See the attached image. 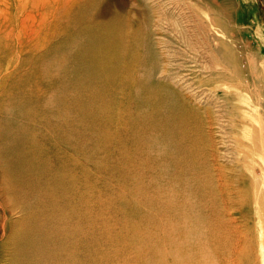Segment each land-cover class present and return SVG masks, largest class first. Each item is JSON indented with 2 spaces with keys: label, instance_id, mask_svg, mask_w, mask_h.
<instances>
[{
  "label": "rangeland",
  "instance_id": "1",
  "mask_svg": "<svg viewBox=\"0 0 264 264\" xmlns=\"http://www.w3.org/2000/svg\"><path fill=\"white\" fill-rule=\"evenodd\" d=\"M83 6H85L88 33L91 37L87 42V50L90 54H94V50L97 49L102 61L98 76L93 77L94 70L90 66L84 67V70H76L77 72L70 69L65 74L72 70L73 75L66 74V76L63 71L58 70L59 76L66 78L63 84V82H58L59 78H52L46 74L41 75L39 71L33 72L35 57L54 46L60 39L59 35L62 37V29L56 22L61 18L62 20L69 18L68 15L71 12ZM157 26L160 27L159 32L157 29V33L154 34L153 31ZM146 32H152L151 38L155 36L154 39L158 41L159 39L171 40L172 44L181 46L180 51L175 49L166 51L168 45L159 43V48L164 53L167 52L166 55L171 53L167 58L169 63L172 59L184 62L188 57L186 60H189V53L194 52L191 45L196 48L195 53L198 55L192 54L197 58L198 63H196L201 64L200 66L210 65L211 58L215 54L228 51L230 65L233 67L231 70L235 69L237 73H240V80L237 73L235 76L231 73L227 86L230 85L236 91L241 92L243 98L240 99V103L245 99L250 103L251 108L245 110L249 113L250 124L253 127V130L249 131L255 133L257 138H264L263 120L258 117L262 115L264 98L261 97L262 104H260L257 79L253 77L257 73L260 75L261 89H264V0H0V128L2 127L0 129V137H2L0 138V142L2 141L0 158L6 160L4 163L0 160V175H4H2L3 178L0 176L2 180L0 181V264H32L36 260V258L33 259L35 252L32 250L51 256L55 248L65 249L64 245L67 243L62 235L52 237L55 244L53 242L38 247L34 243L37 237L40 240L43 234L50 236L52 232L49 231H54V222L47 231L45 221L40 220L41 217L38 220L37 209H27L29 205H26L30 202L33 206L40 200V196L37 195L39 200L36 196L37 199L33 200L34 197L31 196L33 202L29 201L30 198H27L29 192L24 191L37 188H27L32 185L29 186L30 171L26 166L38 164L42 160H50L51 167L59 169L60 175L62 173L61 181L56 182L55 180L56 184L59 183L58 186L51 182L48 185L52 187L55 185L53 187L57 194L55 208L58 207L59 210L64 205L65 213L60 217L63 225L71 228L72 232L75 231L77 236L83 238L80 242L81 260L79 264H160L165 259L170 264H177L179 255H182L180 258L182 262L188 254L189 246L193 245L189 232L183 229L162 231L166 227L164 223H144L137 219L135 199L130 188L132 183L129 185L130 178H121L119 175L115 165L116 159L112 161V149L104 150L98 144L103 133L108 130H120L124 120L126 124L132 125L127 113H131L133 107L128 109L129 106L122 104L130 99L131 59L134 53L140 48L143 49ZM137 35L140 36L139 46L135 44ZM121 36L124 48L118 56L111 53L114 49L104 52L99 47L105 41H111L112 47H115ZM83 72L85 75L87 73L85 78L87 76L94 78L90 81L92 84L87 86L88 90L93 93L91 87L97 88L95 92H101L108 98L106 103L109 105L106 108L98 106V109L88 112L87 98L79 96V93L78 96L73 93V87L78 89V86L85 87L86 85L85 81L88 78L85 80ZM70 76L75 80L72 81V88L68 87L71 83ZM188 77L192 79V74ZM203 77L212 78V75L205 72ZM76 80H79L78 83L81 81V85L78 83L76 85ZM211 81L212 85L219 87L212 90L209 102L205 105L214 110L215 115H218L216 116L219 119L218 123H214L215 126L212 128L218 139L222 133L221 119L223 117L220 113V103H222L220 100L225 83ZM55 82H58L57 85ZM204 91L209 92L207 89ZM215 98L219 100L216 104L218 106L211 105L210 101H217ZM63 99L71 103L63 105L62 103L66 102ZM58 101L62 103L59 104ZM80 103H83V106ZM106 103L103 102V104ZM129 104L131 105L130 101ZM17 105L19 109L23 107L21 109L23 111L19 110ZM58 105H61L63 109L59 106L57 110ZM80 107L84 108V111ZM119 108L122 114L118 115ZM58 122L62 126H59ZM45 125L47 127H44ZM57 129H60V132ZM125 130L123 127L122 133ZM131 131L133 132L132 128ZM2 133L4 137L1 136ZM120 133H113L118 140L119 136L123 135ZM79 136L84 139L81 140L82 142L78 140L81 139ZM65 137H68L67 141ZM54 138L57 140L54 141ZM131 139L133 140L134 137L132 136ZM121 146L123 150H133L130 139L123 138ZM59 156H63L62 158L66 160ZM6 157L8 160L5 159ZM12 158H15L13 160L17 161L16 164H13ZM255 162H259L258 156L255 157ZM4 164L7 165L4 166ZM5 167H8L6 169L11 172L5 171ZM12 167L16 168L13 170ZM65 169H67L66 173ZM15 170L24 172L21 174ZM72 174L74 175L71 177ZM38 178L36 177L35 181H38L40 186V181L45 180L46 183L50 177L41 179V176H38ZM8 186L17 190L20 196L11 197L12 193ZM56 186L58 188L60 186V191ZM68 189L69 193H67ZM6 191L8 199L4 198ZM258 194L263 200L257 207L254 204L244 206L241 203H233L227 214L222 217V227L215 228H219L218 233L223 234L217 244L210 245L221 258L218 264H264V180L260 184ZM24 196L25 203L21 199ZM21 205L24 206L21 207ZM20 208L21 210H18ZM224 221L226 226L223 225ZM60 233L63 234V229ZM67 241L70 239L67 238ZM196 245L191 247L194 249ZM182 246L184 247L180 254L178 249Z\"/></svg>",
  "mask_w": 264,
  "mask_h": 264
},
{
  "label": "bare ground",
  "instance_id": "2",
  "mask_svg": "<svg viewBox=\"0 0 264 264\" xmlns=\"http://www.w3.org/2000/svg\"><path fill=\"white\" fill-rule=\"evenodd\" d=\"M68 16L70 17H66L64 20H62L61 18L56 22L57 24L59 23L62 29V37H60L59 35V41L51 48L49 47L48 50L40 53L38 56L35 55L36 57L33 61V72L39 71L38 73H42L41 75L46 74L52 78H59L60 81H58L59 79H57V81L63 82V84L66 78L64 79V76L60 77L58 70H60L61 72L63 71L65 74V72L69 71L70 69H74L75 72H77L79 70H82L84 67L90 66L94 70V72H92L93 77L96 78L100 73L102 67V61L99 57V52L97 51V49L94 50V54H90L87 50V42H89L91 37L88 33V19L86 17L85 6L80 9L77 8ZM159 28L160 27L157 26L153 33L156 34L157 29L159 32ZM153 33H145L143 49L140 48L139 51L132 55L131 59L132 91L131 96H129L130 99L122 105L129 106L128 109H130V107H133L132 112L127 113L128 118H131L132 125L126 124V120H124V122L121 123L120 130H108L107 132L103 133L98 144L104 150L112 149V161L116 159L115 165L118 168L117 171L119 175L121 176V178H130L129 185L130 183H132L130 188L135 199V213L137 215V219L140 222L156 224L164 223L166 227L162 231L183 229L191 234L193 245L197 244V247L193 249V245H191L192 247L189 246V252L184 257L182 262L180 260V258H182V255H179V253L181 254V250L184 246L180 247L178 249L179 260H177V264H218L221 258L219 257L218 253H215L216 250L212 249L210 245L217 244L220 241V238L223 236V234L218 233V231H220L219 228L215 229L218 226L222 227V217L227 214L228 209L233 206V203H241L244 204V206H250L251 204H254L257 207V205L263 200L261 198L262 196L258 193L260 184L264 180V138H257L255 133L249 131L250 129L253 130V127L250 124L251 119L249 113L245 110L251 108L250 103L247 102L246 99L245 101L240 103V99L243 98L241 92L239 90L236 91L230 85L227 86V82H230L229 78L231 76V73L233 74V76H235V74L237 73L235 69L231 70V68L233 67L230 65L228 51L225 50L218 55L215 54V56L211 58L212 63L210 65L200 66L201 64H197V58H195V56H193L192 54L195 53L196 48L194 45H191L194 52L189 53V60H186L188 57L185 58L184 62L172 59L169 63L167 61V58L170 57L168 55H170L171 53L166 55L167 52L164 53L159 48V43H166L168 45V49L166 51H169L171 49L180 51L181 46H179V44H172L171 40L166 41L163 39H159L160 41H163L160 42L154 39L155 36L151 38ZM136 38L137 39L135 44L139 46L140 36L137 35ZM99 47L103 49L104 52H109L110 50L114 49V51H112L111 53L115 56H118L122 53V48H124V43H122V36L118 39L115 47H112L111 41H105L102 45H99ZM71 72H67L66 74H72ZM205 72L210 73L212 75V78L205 79L203 77V73ZM64 74L62 73V75ZM190 74H192V79L188 77ZM83 75H85L84 72ZM86 75L83 77L85 78ZM71 76L70 79L72 78ZM237 76L240 80V73H237ZM253 77L257 79V87L259 88V100L260 104H262V98H264V89H261L262 81L260 80V75H258V73L253 75ZM87 78L88 80L85 81ZM87 78H85L84 80L86 82V85H84L82 82L85 87L78 86V89H75L72 86V81H75L73 79L69 80L71 81L70 84L69 81L67 82L69 84L68 87H73L72 91L74 94L77 95L79 93V96H85L87 98L89 103L87 104L86 102V105H88L86 106V109L88 112H91L94 109H98V106L106 108V106L109 105V103H106L108 98H106V96L101 92H95L97 88L90 86L93 90V93L89 91V87L87 88V86L92 84L90 81L94 78H89L88 76ZM211 80H215L216 82H221L223 84L225 83L220 100L222 102L220 103V113L223 117L221 119L222 133H220L221 135L218 139L212 130L213 126H215L214 123H218L219 119L216 118V116L218 115H215L214 110H211L207 105H205L209 102L212 90L219 87L218 85H212L213 82ZM78 81L75 82L76 85ZM57 83L55 82L56 85ZM47 84L50 85V83ZM78 84L81 85V81ZM206 89L209 92H205L204 90ZM73 93H70V95L74 96ZM77 98H75V101L78 102V100H76ZM72 99H74V97ZM215 99L217 101H210L211 105L218 106L216 104L219 102V100L217 98ZM59 101L58 103L61 104L62 102ZM129 101L131 102V105L129 104ZM103 102H105L106 104H103ZM65 103L68 104L69 102L67 103L66 100V102L62 104L64 105ZM263 105H261V107ZM59 106L60 108H62L61 105H58V107H56L57 110ZM199 106H201V108ZM81 107L80 109L83 110L84 108ZM17 108L19 109L18 105ZM262 110V115H259L258 117L262 118L264 124V107ZM119 111L120 112L118 113V115L121 113L120 108ZM259 111H261V109H259ZM59 113L61 114V112ZM24 115L25 114H23V116ZM16 117H18V115ZM20 118H22V116ZM55 122L57 121L55 120ZM47 125H45L44 127H47ZM59 126L62 125L59 123ZM123 127L126 130L122 133ZM131 128L133 129V132L131 131ZM0 129H2V127ZM119 131H121V133ZM62 133L60 135H62ZM113 133H120L123 135L119 136L118 140ZM1 136H3V133ZM132 136L134 137V141L131 139ZM79 137L81 138V136ZM67 138L65 139L66 141ZM123 138L126 140L130 139L132 141L133 150L122 149L123 147L121 146V143ZM55 140L57 139L54 138V141ZM62 140L64 142V139ZM78 140L83 141L84 139L81 138ZM0 143H2V141ZM59 143H61V141ZM68 144H70V142ZM61 146L63 147V144H61ZM65 148L67 147L65 146ZM15 151L17 152V150ZM256 156L259 157L258 163L255 162ZM62 157L60 158L63 159ZM7 158L8 157H6L5 159ZM15 158H12V161H14L13 159ZM0 160H2V158H0ZM4 161L6 162V160H4L3 158L2 162L4 163ZM16 162L14 161L13 164H16ZM49 162L50 160H42V162H38V164H29V166H26L30 171V174L28 175L30 177V179H28L30 181L29 186L32 185V187H26H37L32 191L26 189L24 190L26 192H29V194L27 193V198H30L29 201H32L31 196L34 197L33 200L37 199L35 198V196H40V200L38 197V204L37 202H35L36 204L33 206L30 204V202L26 201V205L30 206H28L27 209H37V214L39 212L38 220L41 217L40 220L43 219V221H45V226L48 227L47 231L50 230L51 223L54 222L55 225H53L54 231H49L52 232V234L54 233L55 235L51 234L49 236L47 232V236L43 234L45 237H40V233V240L37 237L34 243L38 247H40V245L42 246V244L47 245L53 242L55 244V241L52 237L56 235H62V238L66 241L67 244L64 245L65 249L62 247H58L62 249L55 248L54 251L51 252V256H46V253L42 254L43 252H36L37 250H32L33 252H35H32L35 255L33 259L36 258V260L32 264H79L81 260L80 242L83 238L77 236L75 231L72 232L71 228L64 226L62 221L60 220L61 215L65 213L64 205L59 209L60 211L57 209L58 207L55 208L54 204H57V194H55L56 191L53 188L55 187V185H53L52 187L48 184L50 182L52 184H56L57 180L61 181L60 178L62 173L60 175V170L56 169L55 167H51V163ZM223 162H227L228 164H224ZM59 163L61 162L59 161ZM71 163L73 162L71 161ZM56 164L58 165V163ZM6 165L4 164V166ZM21 166L22 165L20 164V167ZM66 166L62 167L66 168ZM1 167L4 168L3 166ZM62 167L59 168L62 169ZM6 168L8 169V167H5V171H8ZM13 168L16 167H12V169ZM67 169L64 170L65 173ZM8 172H11V170ZM13 173L15 172L13 171ZM36 174L38 176H41V179L44 177L47 178V176H49L52 180L49 178L47 179L46 183L45 180H42L40 181L39 186V182L37 181V183L35 181L36 177L38 178ZM2 175L0 176L2 177ZM73 175L74 174L70 176L72 177ZM39 178L38 180H40ZM25 181H27V179H25ZM1 184H3V182ZM57 186L56 188H58ZM8 188L12 193L11 197L20 196L19 192L12 188V186H8ZM47 191L50 192L47 193ZM2 192L4 191L2 190ZM69 192L70 191L68 189L67 193ZM6 195L7 191L5 197H3L9 198V196L6 197ZM21 199L25 203V196ZM10 202L12 203V201ZM11 206L13 207V204ZM15 206H17V204ZM22 206L24 205H21V207ZM18 210H21V208ZM223 225L226 226L225 221L223 222ZM62 229L63 234L60 233ZM21 236L22 235L20 234V237ZM67 238H69L70 241H67ZM19 251L21 253V250ZM170 253L172 254L171 251ZM31 255L29 256L30 258ZM19 258L24 260L23 257L19 256ZM160 264L170 263L167 259H165V261H161Z\"/></svg>",
  "mask_w": 264,
  "mask_h": 264
}]
</instances>
